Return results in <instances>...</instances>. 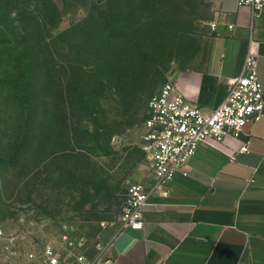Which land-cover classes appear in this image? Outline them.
<instances>
[{"label":"rangeland","instance_id":"rangeland-1","mask_svg":"<svg viewBox=\"0 0 264 264\" xmlns=\"http://www.w3.org/2000/svg\"><path fill=\"white\" fill-rule=\"evenodd\" d=\"M208 0H0V264L96 256L152 175L154 92L198 62ZM94 67V70L90 68Z\"/></svg>","mask_w":264,"mask_h":264},{"label":"crops","instance_id":"crops-1","mask_svg":"<svg viewBox=\"0 0 264 264\" xmlns=\"http://www.w3.org/2000/svg\"><path fill=\"white\" fill-rule=\"evenodd\" d=\"M208 1L217 29L209 24L198 62L173 76L206 112L224 101L250 48L264 92V8L256 14L237 0ZM186 171L165 183L167 194L149 197L144 227L119 229L95 264H264V115L219 147L199 146Z\"/></svg>","mask_w":264,"mask_h":264},{"label":"built area","instance_id":"built-area-1","mask_svg":"<svg viewBox=\"0 0 264 264\" xmlns=\"http://www.w3.org/2000/svg\"><path fill=\"white\" fill-rule=\"evenodd\" d=\"M239 6L247 5L258 14L264 0H237ZM233 27V25H231ZM217 29V23H211ZM240 73L229 79L230 89L224 101L206 112L193 104L172 78L165 81L151 96L144 122V149L149 159L152 178L133 181L128 185L127 198L121 215V227L141 229L144 213L149 207V197L163 190L165 183L179 172L187 174L190 159L199 146L209 144L219 147L226 136L238 137L249 121H259L264 115V92L258 74L257 53L250 48ZM248 150V143L241 149ZM234 158V156H231ZM3 229L0 227V235ZM109 252V245L94 257L82 254L78 264H95ZM50 264H60L61 256L49 247Z\"/></svg>","mask_w":264,"mask_h":264},{"label":"water","instance_id":"water-1","mask_svg":"<svg viewBox=\"0 0 264 264\" xmlns=\"http://www.w3.org/2000/svg\"><path fill=\"white\" fill-rule=\"evenodd\" d=\"M90 69H91V70H94V67H91Z\"/></svg>","mask_w":264,"mask_h":264}]
</instances>
